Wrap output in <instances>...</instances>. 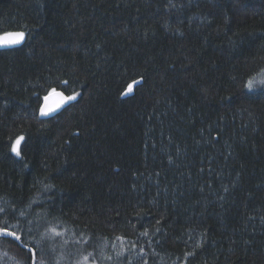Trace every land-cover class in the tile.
<instances>
[{
  "label": "trees",
  "instance_id": "16d2710c",
  "mask_svg": "<svg viewBox=\"0 0 264 264\" xmlns=\"http://www.w3.org/2000/svg\"><path fill=\"white\" fill-rule=\"evenodd\" d=\"M13 31L0 264H264V0H0Z\"/></svg>",
  "mask_w": 264,
  "mask_h": 264
},
{
  "label": "water",
  "instance_id": "95a60500",
  "mask_svg": "<svg viewBox=\"0 0 264 264\" xmlns=\"http://www.w3.org/2000/svg\"><path fill=\"white\" fill-rule=\"evenodd\" d=\"M19 31H13V32H6L0 35V37L6 36L10 33H16ZM25 39L19 44V45H15V46H0V49H8V48H14V47H19L24 43ZM47 97V99H45ZM71 102V100L67 99V96H65L63 93H61L60 91H53L50 92L49 94H47L41 103V106L38 110V116L40 119H48L51 117H54L56 114H58L62 109H64L65 107L68 106V104ZM51 109V111L49 112V114L47 116H42L40 114L41 109ZM13 239H15V237H11ZM16 241H18L17 239H15ZM26 249H29L32 253V261L31 264H35V253L34 250H32L31 248L25 247Z\"/></svg>",
  "mask_w": 264,
  "mask_h": 264
},
{
  "label": "snow or ice",
  "instance_id": "6c2138e0",
  "mask_svg": "<svg viewBox=\"0 0 264 264\" xmlns=\"http://www.w3.org/2000/svg\"><path fill=\"white\" fill-rule=\"evenodd\" d=\"M25 39V33L23 31H19L16 33H10L6 36L0 37V46H15L19 45L23 40ZM246 87L248 88L249 91L252 90L253 87V82L252 80H249ZM47 99V97L45 98ZM68 100H75V96H70L67 97ZM51 109L45 110L41 109L40 114L42 116H47ZM23 137H20L19 139L16 140V142L13 144L11 151L13 154H15L17 157L21 156V150H20V143ZM0 211H3V209H0ZM0 235L2 236H10V237H15V239L19 240L20 237L16 236L14 232L8 231L5 228H0ZM55 235H59V233H55ZM117 239H120L119 237Z\"/></svg>",
  "mask_w": 264,
  "mask_h": 264
},
{
  "label": "rangeland",
  "instance_id": "374dc122",
  "mask_svg": "<svg viewBox=\"0 0 264 264\" xmlns=\"http://www.w3.org/2000/svg\"><path fill=\"white\" fill-rule=\"evenodd\" d=\"M250 80H252L253 82V87L251 91H256L261 89L264 90V70L255 77H252ZM129 90H131V87L128 89V92Z\"/></svg>",
  "mask_w": 264,
  "mask_h": 264
}]
</instances>
